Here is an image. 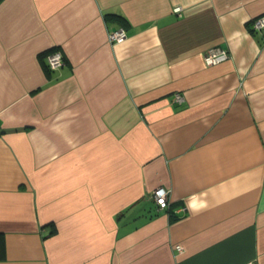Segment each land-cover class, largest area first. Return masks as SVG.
Masks as SVG:
<instances>
[{
  "label": "crops",
  "instance_id": "0c3cea01",
  "mask_svg": "<svg viewBox=\"0 0 264 264\" xmlns=\"http://www.w3.org/2000/svg\"><path fill=\"white\" fill-rule=\"evenodd\" d=\"M259 14L264 0H0V264H264ZM212 47L228 58L206 65Z\"/></svg>",
  "mask_w": 264,
  "mask_h": 264
},
{
  "label": "built area",
  "instance_id": "2783aa9c",
  "mask_svg": "<svg viewBox=\"0 0 264 264\" xmlns=\"http://www.w3.org/2000/svg\"><path fill=\"white\" fill-rule=\"evenodd\" d=\"M173 11L177 14H181L182 9L180 6H175ZM251 30L254 32H264V14H259L250 20ZM127 37V30L125 27L120 26L108 30L107 39L111 43L122 42ZM229 56L228 51L223 47L209 48L203 54V61L206 65L217 64L227 59ZM47 67L50 70L60 67L64 61L60 50L54 49L46 55ZM181 96L176 94V100H180ZM169 190L159 186L152 191L151 197L157 205V209H165L169 205ZM182 208H180L181 210ZM175 248L181 251L182 247L177 245ZM243 264H254L252 262H246Z\"/></svg>",
  "mask_w": 264,
  "mask_h": 264
},
{
  "label": "trees",
  "instance_id": "16d2710c",
  "mask_svg": "<svg viewBox=\"0 0 264 264\" xmlns=\"http://www.w3.org/2000/svg\"><path fill=\"white\" fill-rule=\"evenodd\" d=\"M254 32V31H253ZM52 51V50H51ZM50 52V51H49ZM168 206H170V204L168 205ZM174 215V212H171L170 213V216H173Z\"/></svg>",
  "mask_w": 264,
  "mask_h": 264
}]
</instances>
